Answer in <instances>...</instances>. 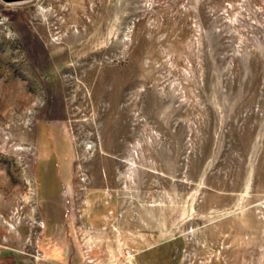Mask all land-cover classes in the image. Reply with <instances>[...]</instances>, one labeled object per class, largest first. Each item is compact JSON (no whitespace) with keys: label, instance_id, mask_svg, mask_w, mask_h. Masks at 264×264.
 Returning <instances> with one entry per match:
<instances>
[{"label":"rangeland","instance_id":"1","mask_svg":"<svg viewBox=\"0 0 264 264\" xmlns=\"http://www.w3.org/2000/svg\"><path fill=\"white\" fill-rule=\"evenodd\" d=\"M92 187L118 218L76 240ZM159 240L156 264H264V0H0V264Z\"/></svg>","mask_w":264,"mask_h":264},{"label":"crops","instance_id":"2","mask_svg":"<svg viewBox=\"0 0 264 264\" xmlns=\"http://www.w3.org/2000/svg\"><path fill=\"white\" fill-rule=\"evenodd\" d=\"M68 179L65 180L64 183L61 184V186H59L60 189H62L65 184H68ZM61 196L63 198H65L66 196L63 191ZM118 209V200L110 191L101 187L88 188L81 194V196L77 200L76 221L78 222V224L74 225L73 223L74 233L71 234L72 238L76 240L78 239V236L77 238H75V229L78 226L82 227L84 231H94L113 225L118 218ZM68 216L70 219H75L74 214L71 210L69 211ZM67 236H69V233L67 234ZM173 249V246H171L168 241L163 242L159 240L157 242H152L149 247L142 250L139 249L140 251H134V256H131L133 260L132 263L156 264V262L162 259V257L165 255L171 257L174 254ZM147 252L148 255L146 254V259H144L143 261H139L136 259V256H138L139 254Z\"/></svg>","mask_w":264,"mask_h":264},{"label":"water","instance_id":"3","mask_svg":"<svg viewBox=\"0 0 264 264\" xmlns=\"http://www.w3.org/2000/svg\"><path fill=\"white\" fill-rule=\"evenodd\" d=\"M6 1H10V0H6Z\"/></svg>","mask_w":264,"mask_h":264}]
</instances>
